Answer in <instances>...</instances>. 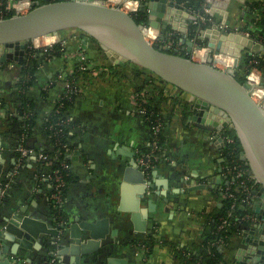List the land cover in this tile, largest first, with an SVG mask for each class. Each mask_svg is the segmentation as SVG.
Here are the masks:
<instances>
[{
  "label": "crops",
  "instance_id": "obj_1",
  "mask_svg": "<svg viewBox=\"0 0 264 264\" xmlns=\"http://www.w3.org/2000/svg\"><path fill=\"white\" fill-rule=\"evenodd\" d=\"M14 1L6 0V6ZM31 1L34 5L36 0ZM115 1H124L127 9L135 7L129 0ZM234 4L239 8L236 13L231 9ZM229 10L228 16L215 12L216 22L229 19L223 27H244L253 18L240 0H231ZM168 29L166 36L150 28L146 37L151 31L148 40L182 51L181 34L171 25ZM191 40L194 59L206 60L209 50H197L201 41L193 36ZM56 42L65 51L39 62L30 88L35 125L27 138L34 151L29 156L19 151L26 135L19 138L12 119L18 116L23 68L14 59L0 63L2 254L23 264H182V250L202 256L208 251L203 234L207 221L223 206L227 160L223 147L211 140V132L191 119L192 95L176 92L158 78L149 83L144 69L131 63L115 64L93 38L78 29L69 28L42 44L35 39L30 45L40 48ZM223 57L229 66L233 57ZM83 61L91 67L80 77V91L69 112L73 124L69 148L64 152L72 180L60 211H54L51 168L39 158L40 153L55 150L44 129L45 118L65 88L61 68L72 71ZM144 93L167 118L166 142L150 165L138 159L150 144L149 125L138 111V98ZM98 220H107L106 228L103 235L93 237L81 224ZM241 237L242 231L229 245L219 246L230 264H239Z\"/></svg>",
  "mask_w": 264,
  "mask_h": 264
},
{
  "label": "water",
  "instance_id": "obj_2",
  "mask_svg": "<svg viewBox=\"0 0 264 264\" xmlns=\"http://www.w3.org/2000/svg\"><path fill=\"white\" fill-rule=\"evenodd\" d=\"M205 2L210 5V15L219 12L228 16L231 0ZM137 11L145 15L146 23L138 22L133 13L120 6L109 5L107 0H36L27 13L0 18V63L12 59L22 62L28 58L26 48L32 40L51 34L58 36L63 29L75 28L93 38L115 64H137L164 83L170 82L190 93L191 119L198 127L217 132L220 141L221 132L234 131L242 147L240 159L249 165L260 184L253 191L251 206L256 219L252 218L242 230L237 260L239 264H264V104L252 97L249 82L240 81L236 73L244 52L257 53L264 49V44L223 27L229 19L202 27L197 15L180 5L179 0H142ZM170 25L181 34L182 51H171L145 37L150 28L162 30L168 36ZM191 36L201 41L196 45L198 49L209 50L206 60L198 61L191 55ZM214 54L233 57L232 65L227 69L216 66ZM261 83L264 87V69ZM106 224L107 220H98L81 225L90 229L93 237H99ZM0 264L23 262L0 251Z\"/></svg>",
  "mask_w": 264,
  "mask_h": 264
},
{
  "label": "trees",
  "instance_id": "obj_3",
  "mask_svg": "<svg viewBox=\"0 0 264 264\" xmlns=\"http://www.w3.org/2000/svg\"><path fill=\"white\" fill-rule=\"evenodd\" d=\"M49 1L55 0H40L41 3ZM179 3L183 4V7L187 8L188 10L203 12V6L206 2L205 0H179ZM245 4L250 8L253 18L251 22H248L244 27L241 28L243 30L249 31L252 38L264 44V0H246ZM6 5V0L0 1V8L4 9L6 8ZM14 14V11L10 10L5 13L4 17H11ZM134 16L138 22L146 23L145 15L142 12L138 11L136 14H134ZM206 17L207 20L199 21V24L202 27L210 26L212 23L217 21L216 15L206 14ZM209 17H211L212 20H209ZM157 44L161 45L159 43ZM170 50L173 51V49ZM26 51L28 53V58L21 62L23 71L20 78L22 82L20 86L21 93L17 103L18 116L13 115L12 119L14 124L16 123L18 125L16 127V131L14 132L20 134L19 138L21 139L23 134L26 135V139L23 140V142L22 140L20 141L21 145L28 147L27 138L29 137L35 125L34 115L31 111V109L34 107V102L33 98L30 96V88L33 86L35 73L40 66L39 62L47 60V58H51L53 56H61L65 51V47L59 42H56L47 48H35L32 44H29L26 48ZM253 58L258 60L254 66L264 69V53L261 55H255V57L249 53H244L241 63L236 70L237 77L240 81L244 82L246 80V77L253 66V64H250V61L253 60ZM81 63L78 62L76 64L73 72H69L67 69L61 68L59 74L64 76V79H62L63 82L68 80L71 83L72 89L69 91V96H65L68 88H64L62 97L61 95L58 97L52 112L45 118L44 124V129L49 136V140L55 148L53 152L45 151V154L49 156V160L53 161V164L50 165V173L53 171V169H59L60 174H62L65 181V186L62 188L63 199L66 196L68 184L72 180L70 169L65 168L62 165V162L68 164L67 159H65L64 152L66 151V147L69 148V141L71 137L69 131L71 128H73V124L69 117V112L71 108H73L79 94L78 89H80V77L85 76L87 72L90 71L91 67L90 62H84L88 66V69H81ZM131 64L140 67L137 64ZM144 71L149 72L146 69H144ZM156 77L159 78L158 76ZM152 80V82H154V77ZM150 100L154 101L153 98H148V102L144 103L146 111L142 115L149 126H152L156 120H160L163 123V128L159 133L158 143L160 147H164L166 142L165 128L167 124V118L161 114L158 103H151ZM226 134L234 139L232 143L227 144L226 147L223 148V153L226 160L229 161L230 165L232 166H239L249 169V165L240 159L242 147L235 132L226 131ZM64 145H66V147ZM151 148L152 147L150 144H148L145 148H143V150H141L140 153H150ZM58 149L63 151V153L57 154L56 152ZM158 153H160V151ZM50 182L52 184L51 193H53L55 188L53 187L52 179H50ZM234 186L231 187L230 192L236 193ZM244 198L245 194H238V198L236 200H234L232 197L223 198V206L220 208V212L212 216L207 221V226L203 233L204 245L208 248V251L202 256H199L192 251L182 250L179 253L182 264H230L228 257L220 251L219 246L229 245L234 235L240 233L244 226L250 223L251 218H247L246 216L253 215L251 207L252 200L243 201ZM61 204V202L55 203V201H53L52 207L54 208V211H60ZM224 219H227L229 225L221 227ZM148 244H152L151 240L148 241ZM53 248H55V246H53Z\"/></svg>",
  "mask_w": 264,
  "mask_h": 264
},
{
  "label": "built area",
  "instance_id": "obj_4",
  "mask_svg": "<svg viewBox=\"0 0 264 264\" xmlns=\"http://www.w3.org/2000/svg\"><path fill=\"white\" fill-rule=\"evenodd\" d=\"M129 1H132L133 4L135 5V7L128 9L129 10L128 12L136 14L138 12L137 11L138 5H139L140 1H142V0H129ZM107 3H109V0H107ZM122 3L124 4V2H122ZM124 6H125V4H124ZM32 7H33V3L31 0H17V1H14L12 3V5H10L8 7L6 6V9L7 10H10V9L14 10L15 14H23V13H27ZM124 8H126V7H124ZM4 11L2 9H0V18L4 17V15H5ZM192 13L197 15L198 21H205V20H207L206 14L210 15L209 5L207 3L204 4L203 12L192 10ZM209 20H212V18L209 17ZM194 22H197V21H194ZM232 29L237 33H241L243 35L251 37L250 32L243 30L240 26H234V27H232ZM256 41H258V40H256ZM150 42H152V41H150ZM155 44H157V43H155ZM51 45L52 44H46V45L44 44L40 48H47ZM163 47H165V46H163ZM203 49H206V48L203 47ZM197 50H201V49H197ZM244 53H249L253 57H255V55L263 54L264 49L262 52H259V53H250L248 50H246ZM193 54H195V53H193ZM223 56H225V55H223V54L214 55V63H215V65L217 64L216 66H218L220 68L227 69L228 67H230L232 65L233 60L229 66H225L223 63V60H224ZM193 58H194V55H193ZM257 62H258V60L254 59V58H253V60L250 61V64L251 65L253 64V66L250 69V71L246 77V80L250 84V91H251L252 97L259 104L263 105L264 104V93H262L261 95H258L256 93V91L259 88L264 89V87L262 86V83H261V72L263 71V69H261L257 66H254V64ZM81 69H88V66L84 63V61L81 63ZM69 72H73V70L69 71ZM144 73L149 74V77L151 76L150 77L151 80L153 79V77H154V79L157 78L151 72L144 71ZM254 75H256L257 80L253 79ZM59 77L61 79H64V76L62 74H59ZM158 79L163 84H165L160 78H158ZM64 82H65V87L68 88L67 93H65V96H69V91H71V89H72L71 83L68 80H66ZM78 91H80V89H78ZM61 97H62V94H61ZM140 97L141 98H138V111L141 114H144L146 111L145 107H144V105H145L144 103L148 102V98L146 97L145 93L143 95H141ZM162 128H163V123L160 120H156V122L153 123L152 126H149L150 146L152 148H151L150 153H147V154L139 153V154H141V155H139V158H138L140 163L150 165L157 159L158 152L162 150V147H160L159 143H158L159 133L161 132ZM221 136H222V139L220 141L217 138V132H211L210 138L213 142H215L216 144L220 145L223 148H225L227 144L232 143L234 141V139L232 137H230L229 135H227L226 132L225 133L221 132ZM64 146L66 147V145H64ZM66 149H67V147H66ZM19 151L22 154V156H29V155L34 153L33 149H31L29 147L22 146V145L19 147ZM58 151H61V150L58 149ZM39 158L41 160L47 162L49 165L53 164V161L49 160V156L45 153H40ZM62 165L65 168H69V164H67L65 162H62ZM225 176H226V186L222 191V197L223 198L232 197V198H234V200H236L238 198V194H241V195L245 194V198L243 199V201L252 200L254 197L253 191L260 187V184H259L258 180L256 179L255 175L253 174V172L251 171L250 167H249V169H246V168H242L239 166H232V165H230V162L227 161V164L225 167ZM49 178L52 179L53 187L55 188V191L53 193H51V199H53V201H55V203H60L63 200L62 188L65 186V181L63 179V176H62V174H60L59 169H53V171L50 173ZM232 186H234L237 194L234 192H230V189ZM232 207H233V204H232ZM246 217L251 218V219L254 218V220L256 219L253 215L246 216ZM222 223L223 224L221 225V227L229 225V222L227 221V219H224Z\"/></svg>",
  "mask_w": 264,
  "mask_h": 264
},
{
  "label": "rangeland",
  "instance_id": "obj_5",
  "mask_svg": "<svg viewBox=\"0 0 264 264\" xmlns=\"http://www.w3.org/2000/svg\"><path fill=\"white\" fill-rule=\"evenodd\" d=\"M117 1H114L113 3H115L114 5H111V6H114V7H117V6H120L124 11H126V12H128L129 10L128 9H125L124 8V4L122 3V4H120V3H116ZM235 4L233 5V8H231L232 9V13H236V12H238V10H239V8H235ZM230 11V10H229ZM69 29V28H68ZM71 29H75V28H71ZM65 30H67V29H63V30H61L60 32H59V34H58V37H59V35H60V33H62V32H64ZM51 35H53V34H51ZM57 37V38H58ZM51 38H54V36H52ZM149 41V40H148ZM150 42V41H149ZM152 43V42H151ZM155 44V43H154ZM192 55V54H191ZM196 60V59H195ZM42 66H43V64H42ZM146 76H147V81H149V82H151L152 83V80H151V76L149 77V74H147L146 73ZM166 85H168V86H170L172 89H174V91H176V92H182V94L184 93V94H189L187 91H185V90H183V89H181L180 87H178V86H176V85H173V84H171L170 82H167V83H165ZM169 98V97H168ZM168 98H166V99H168Z\"/></svg>",
  "mask_w": 264,
  "mask_h": 264
},
{
  "label": "bare ground",
  "instance_id": "obj_6",
  "mask_svg": "<svg viewBox=\"0 0 264 264\" xmlns=\"http://www.w3.org/2000/svg\"><path fill=\"white\" fill-rule=\"evenodd\" d=\"M115 0H109V2H114ZM148 31V30H147ZM47 36V35H46ZM46 36H39V37H37L36 38V40L39 42V43H46L47 41L48 42H50V41H52L54 38H51V39H49V36H57V35H55V34H53V35H49L48 36V38H46ZM152 36H153V33L151 32V31H149L148 33H147V37H146V34H145V37H146V39L148 40V39H151L152 38ZM200 56V55H199ZM198 57V56H197ZM228 62V61H227ZM254 80H257V77H256V75H254V78H253ZM256 93L258 94V95H261L262 93H264V89H261V88H259L257 91H256Z\"/></svg>",
  "mask_w": 264,
  "mask_h": 264
}]
</instances>
